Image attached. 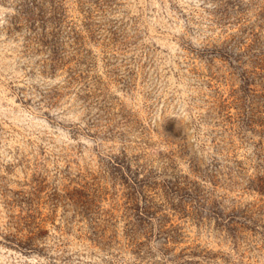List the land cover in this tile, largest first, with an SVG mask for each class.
<instances>
[{
    "label": "rangeland",
    "instance_id": "obj_1",
    "mask_svg": "<svg viewBox=\"0 0 264 264\" xmlns=\"http://www.w3.org/2000/svg\"><path fill=\"white\" fill-rule=\"evenodd\" d=\"M0 264H264V0H0Z\"/></svg>",
    "mask_w": 264,
    "mask_h": 264
}]
</instances>
